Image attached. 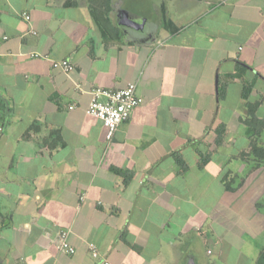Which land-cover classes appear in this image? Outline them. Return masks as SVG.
Returning a JSON list of instances; mask_svg holds the SVG:
<instances>
[{
  "label": "crops",
  "instance_id": "crops-1",
  "mask_svg": "<svg viewBox=\"0 0 264 264\" xmlns=\"http://www.w3.org/2000/svg\"><path fill=\"white\" fill-rule=\"evenodd\" d=\"M151 1L0 0V264H264V0Z\"/></svg>",
  "mask_w": 264,
  "mask_h": 264
},
{
  "label": "built area",
  "instance_id": "built-area-1",
  "mask_svg": "<svg viewBox=\"0 0 264 264\" xmlns=\"http://www.w3.org/2000/svg\"><path fill=\"white\" fill-rule=\"evenodd\" d=\"M24 21H29V17L22 13ZM35 57H40V54L35 53ZM52 67L58 69L65 74L73 70V65L68 59L60 61H52ZM103 99V100H102ZM141 104V98L136 93L135 84L130 83L124 89L118 92H111L101 89L91 91V99L86 107V114L90 117H95L101 121L105 128V140L111 141L117 128L128 119L133 108ZM68 231H61L55 242V249L60 254L71 255L74 253V248L67 240ZM88 251L93 259L98 258L96 246L89 244Z\"/></svg>",
  "mask_w": 264,
  "mask_h": 264
},
{
  "label": "trees",
  "instance_id": "trees-1",
  "mask_svg": "<svg viewBox=\"0 0 264 264\" xmlns=\"http://www.w3.org/2000/svg\"><path fill=\"white\" fill-rule=\"evenodd\" d=\"M166 23H169V22H166ZM108 30V29H107ZM118 35V34H117ZM248 89H249V87H245L244 89H243V91H242V96H246L247 95V93H248ZM218 96L219 97H221V92H218ZM222 130H223V127L222 126H220L219 128H217L216 129V145H219L220 144V142H221V140H222V138L220 137V133L222 132ZM251 138H253L254 140H252L251 142H250V149L252 150V152L254 151L255 152V150H257L256 149V139H257V137H251ZM200 158H201V161H202V163L203 162H205V160L207 159V157L205 158V156H200ZM177 162H179V160L177 159ZM200 166H202V164H200ZM118 173H120V172H118ZM264 259V258H263Z\"/></svg>",
  "mask_w": 264,
  "mask_h": 264
},
{
  "label": "rangeland",
  "instance_id": "rangeland-1",
  "mask_svg": "<svg viewBox=\"0 0 264 264\" xmlns=\"http://www.w3.org/2000/svg\"><path fill=\"white\" fill-rule=\"evenodd\" d=\"M128 1L130 3V1H132V0H123L122 3H124V5L127 6L128 5V3H127ZM148 1H149V4H152L153 3L151 0H148ZM156 10L157 9H154V7L151 8L150 12H151V14H153V16H156ZM243 215L245 216L246 213H244ZM240 217H243V216L241 215ZM230 218H231V216H230ZM240 219H242V218H240ZM246 233L249 235L248 231ZM242 253L244 254V251ZM224 259H226V260L228 259L229 264H236V261L237 260H239V263H237V264H246V263H248V261H247V259H246L245 256H242V257L241 256H235V255H232L231 253L230 254H227V256H224ZM235 259H237V260H235Z\"/></svg>",
  "mask_w": 264,
  "mask_h": 264
},
{
  "label": "water",
  "instance_id": "water-1",
  "mask_svg": "<svg viewBox=\"0 0 264 264\" xmlns=\"http://www.w3.org/2000/svg\"><path fill=\"white\" fill-rule=\"evenodd\" d=\"M216 85H217V78H216ZM216 91H217V89H216ZM188 264H195L193 258H189Z\"/></svg>",
  "mask_w": 264,
  "mask_h": 264
}]
</instances>
